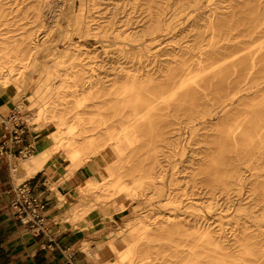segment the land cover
I'll return each instance as SVG.
<instances>
[{
  "label": "bare ground",
  "instance_id": "obj_1",
  "mask_svg": "<svg viewBox=\"0 0 264 264\" xmlns=\"http://www.w3.org/2000/svg\"><path fill=\"white\" fill-rule=\"evenodd\" d=\"M5 1L0 0V27L8 17L18 13L14 7L6 11ZM14 1L9 0L10 5ZM32 1L41 3L36 18L51 10V0ZM209 1L133 0V7L145 3L155 9L156 23L148 34L174 35L171 39L174 46L158 61L160 75L166 79L165 83H154L158 93L152 94L147 87L152 81L149 73L135 75L121 71L102 82L91 62H83L84 59L71 50H65L60 52L61 60L57 64L69 63L70 72L46 67L44 76L31 91L23 88L21 94L14 97L18 106L30 112V125L44 143L27 159L33 165L30 175L58 152L66 160L69 174L91 158L102 162L101 179L88 180L78 188L76 201L70 205L71 222L82 219L90 211H96L108 221L129 208L135 209L134 201L140 196L145 178L124 181V177L131 160L128 153L141 142L138 132L144 121L145 126H161L164 131L159 145L160 170L153 172L156 176L165 171L166 165H171L172 158L184 155V134L189 133L195 145L185 165L190 171H186L182 179L186 180V185L205 191L211 203H218L213 199L216 196L225 200H230L232 194L242 196L246 184L243 170L251 172L257 182L250 199H254L261 185L264 186V183L260 185L264 178V106L252 102L238 104L244 93L248 95L253 88L256 91L264 84V70L259 76L256 71L257 62L264 59V4H259V11L248 5V15L253 16L239 17L243 20L239 23L233 12L202 10L203 3ZM74 19L82 34L93 30L81 16ZM177 24L186 26L176 29V33ZM235 32L244 35L240 37L234 35ZM98 34L104 33L99 30ZM35 48V43L30 44L28 53ZM124 57L135 63L142 54L132 49L126 51ZM7 58V53L0 50V91L14 95L23 72L15 74V66ZM24 61L16 60L18 64ZM67 98L72 99L71 103ZM99 129H105L106 138L98 139ZM198 142L203 144L198 145ZM211 145H223L217 156L210 152ZM203 150L209 151L211 157L199 156ZM252 161L256 163L254 167ZM197 165L199 167L194 168ZM158 191L162 193L163 188ZM176 194L169 189L162 196L168 203L172 200L182 203L179 200L182 194ZM238 206L233 231L239 237L235 243L243 248L244 255L258 257L257 247L264 241V212L259 213V210L264 207L254 200L245 205L239 202ZM147 213L133 216L123 227L104 234L97 252L85 251L97 264H145L147 258L139 254L144 242L154 241L162 234L169 236L174 230L184 231V228H195L199 239L219 250L224 249L223 245L230 247L232 240L226 234L220 229L210 232L209 223L200 222L197 216L193 218L182 212L160 220ZM102 253L109 256L106 258ZM220 255L226 256L225 253ZM241 261L237 264H264L258 259ZM213 264L227 263L214 260Z\"/></svg>",
  "mask_w": 264,
  "mask_h": 264
},
{
  "label": "rangeland",
  "instance_id": "obj_2",
  "mask_svg": "<svg viewBox=\"0 0 264 264\" xmlns=\"http://www.w3.org/2000/svg\"><path fill=\"white\" fill-rule=\"evenodd\" d=\"M5 2L7 3L4 7L6 11L13 7L18 9V13L8 17L0 27V50L7 53V61L15 66V74L19 75L23 72L19 75L20 82L16 83V93L12 95L15 105H18V102L14 97H18L23 88L31 91L38 80L44 76V68L48 67L53 70L56 67L67 70L66 72L71 71L72 66L69 63L57 64L61 60H59L60 52L65 50H71L80 59H84L83 62H91L96 75L102 82L121 71L135 75L149 73L152 81L147 84V87L152 94H155L158 93V88L154 86V83L159 84L166 81L163 74L160 75L158 61L160 58H165L167 51L174 46L171 41L174 35L162 36L160 34L157 37L148 34L156 23L155 9L150 4L137 3V6L133 7V0H51V10H47L45 16L36 18L35 14L40 11V2L15 0L13 5H10L9 0ZM261 3L264 4V0H210L203 3L202 10L211 8L221 14L233 12L237 15L234 19L241 23L243 20L239 17L246 15L251 18L253 16L248 15L247 6L252 5L255 11H259L258 6ZM75 16H81L83 20L88 21V25L93 30L89 34H82L75 25ZM185 26V24L182 26L177 24L175 32L176 29ZM238 29L242 30L240 27ZM99 30H102L104 34L99 35ZM237 34L240 37L244 35L234 33V35ZM17 40L21 42L17 43ZM34 43L36 48L28 53L29 45ZM132 49L142 54V57L135 63H130L124 57L125 52ZM17 59L25 61L18 64ZM263 62V58L257 62L256 71L259 72L257 76L264 70ZM24 63H26L25 66H23ZM228 79L233 80V77L228 76ZM0 93L7 94L6 91H0ZM67 101L71 103L72 99L67 98ZM251 102L255 105L263 103L262 106H264V84H261L256 91L253 88L252 93L248 95L244 93L238 104L242 106L246 103L251 104ZM23 111L27 112L25 109ZM27 113L29 116L30 112ZM27 119L30 124L29 117ZM145 125L147 122H142L138 132L141 142L128 153L131 160L125 168L124 177V181L129 178L136 180L144 177L145 182L139 190L140 196L134 201L135 209L129 208L114 217L107 225L108 232L119 226L123 227L133 216L148 214V211L151 218L160 220L170 215L186 212L193 218L197 216L202 223L208 222L210 232L213 229L214 231L220 229L232 240L230 247L223 245L224 249L215 248L206 240L199 239L198 230L195 228H184V231L174 230L169 236L167 234L158 235L154 241L144 242L139 247L140 256L147 258L145 264H213L214 260L237 264L241 263V260L251 259H258L259 263H264V241L260 242V248L257 247L260 256L248 257L243 254V248H238V244L235 243L239 235L233 231L234 218L239 213V202L245 205L250 200H254L264 207V186L261 185L264 183V178L260 182L261 187L254 199H250L257 182L251 172L243 170L246 184L242 196L232 194L230 200L219 199L216 196L213 199L218 203H211L205 191H201L197 186L186 185V180L182 179L184 173L190 171L185 165L193 155L195 145L193 141H190L189 133L184 134V155L172 158L171 165L169 167L166 165L165 171L156 176L153 172L154 169L160 170L158 161L161 160L159 156L161 147L159 145L162 143L164 131L161 126L153 128ZM31 129L33 130L32 127ZM105 133V129H99L98 139L106 138ZM36 141L39 142L38 147L41 143L40 138L37 137ZM202 144L198 142V145ZM222 146L211 145L210 152L217 156ZM199 156L205 159L211 157L209 151L206 150H203ZM254 161L251 162L253 167L256 165ZM100 163L102 165V162ZM173 166H175L174 169H172ZM198 167L199 165L194 166V168ZM172 172L175 173L173 174L175 179L171 176ZM160 187L163 188L162 193L158 191ZM169 189H173L175 195L176 193L182 194V198L179 199L182 203L173 200L171 203L166 201L162 195ZM262 212L264 208L259 210V213ZM262 234H264V228ZM83 249L85 251L88 248ZM220 253H225L226 256L223 257Z\"/></svg>",
  "mask_w": 264,
  "mask_h": 264
},
{
  "label": "crops",
  "instance_id": "obj_3",
  "mask_svg": "<svg viewBox=\"0 0 264 264\" xmlns=\"http://www.w3.org/2000/svg\"><path fill=\"white\" fill-rule=\"evenodd\" d=\"M14 105L11 94L0 93V123ZM36 137L37 132L33 130L26 139L34 152L44 145L42 140L37 147ZM100 162L92 158L69 174L67 162L58 152L30 175L33 165L27 160H0V264H97L83 248L97 252L100 238L109 231L107 225L111 220L105 222L101 214L90 211L82 219L71 222L69 211L76 201L78 188L88 180L101 179ZM25 181L46 205L47 235H33L14 218L10 209L13 189ZM102 256L107 258L109 254L102 253Z\"/></svg>",
  "mask_w": 264,
  "mask_h": 264
},
{
  "label": "built area",
  "instance_id": "obj_4",
  "mask_svg": "<svg viewBox=\"0 0 264 264\" xmlns=\"http://www.w3.org/2000/svg\"><path fill=\"white\" fill-rule=\"evenodd\" d=\"M28 113L14 105L0 123V160L25 161L34 152L27 143V135L33 132ZM14 198L10 203L14 218L36 236L49 233L46 205L32 192L28 182H21L13 189Z\"/></svg>",
  "mask_w": 264,
  "mask_h": 264
}]
</instances>
